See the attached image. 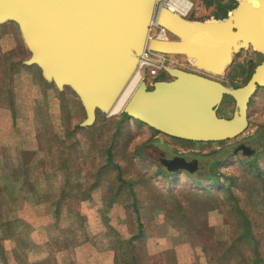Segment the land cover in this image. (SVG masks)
<instances>
[{
	"label": "rangeland",
	"instance_id": "1",
	"mask_svg": "<svg viewBox=\"0 0 264 264\" xmlns=\"http://www.w3.org/2000/svg\"><path fill=\"white\" fill-rule=\"evenodd\" d=\"M227 1L191 0L184 18L216 19V2ZM155 31L151 26L149 34ZM28 56L16 24H0V220L14 234L10 243L0 241V264H124L127 252L136 255L134 264H250L253 249L264 258V86L249 98L244 131L225 140L171 138L131 118L119 122L121 112L96 111L91 125L76 129L84 118L78 98L24 65ZM163 58L165 66L234 88L262 56L243 48L220 75L183 55ZM170 79L163 69L144 75V81ZM234 109L224 95L216 112L229 118ZM249 136L255 153L233 154ZM145 142L218 161L195 173H170L153 151L148 158L133 153ZM107 147L116 166L107 164Z\"/></svg>",
	"mask_w": 264,
	"mask_h": 264
},
{
	"label": "water",
	"instance_id": "2",
	"mask_svg": "<svg viewBox=\"0 0 264 264\" xmlns=\"http://www.w3.org/2000/svg\"><path fill=\"white\" fill-rule=\"evenodd\" d=\"M234 1L224 18L194 21L157 0H0V24H16L29 52L24 65L37 66L58 91L68 87L76 95L84 112L80 127L91 125L96 111L108 113L145 49L192 58L195 68L220 75L233 54L253 48L262 59L241 86L164 66L171 79L151 86L141 81L121 111L164 135L219 141L244 131L249 98L264 86V0L256 9L249 0ZM152 23L174 39L149 38ZM224 95L234 101L229 118L216 112ZM160 163L190 172L181 157Z\"/></svg>",
	"mask_w": 264,
	"mask_h": 264
},
{
	"label": "trees",
	"instance_id": "3",
	"mask_svg": "<svg viewBox=\"0 0 264 264\" xmlns=\"http://www.w3.org/2000/svg\"><path fill=\"white\" fill-rule=\"evenodd\" d=\"M235 1L234 0H228L227 2H225V4H219V2H216V6L218 8V13L215 15V18H224L226 16V12L227 11H230L231 9L234 8L235 6ZM219 15V16H218ZM124 118H129L124 112H121V117H120V120L119 122H122V120ZM118 122V124H119ZM140 122V121H138ZM142 123V122H140ZM144 124V123H142ZM145 125V124H144ZM147 126V125H146ZM148 128L152 129L151 127L147 126ZM75 128L77 129H80L81 127L80 126H75ZM118 129V127L116 128V130ZM116 130L114 131V133L116 132ZM153 131H156L154 129H152ZM158 132V131H156ZM160 133V132H159ZM163 146H161L160 144H156V143H142V144H139L137 146L134 147V150H133V153L140 157V158H148V153H150L151 151H153L154 153V160L157 162V164L159 165V167H161V164H160V160H159V156H161L160 153H158L159 150L163 151L162 150ZM157 151V153H156ZM106 153H107V164L108 165H113V166H116L115 163L111 162V159H110V151H109V147H107L106 149ZM218 159L216 158V156H213V157H207L205 158L202 163L206 162V167L207 169L211 167L212 164L214 163H217ZM201 163V164H202ZM56 204V203H55ZM56 206V205H55ZM57 211V209H56ZM3 226H8L7 225V222H3L0 220V232L1 235H0V241L1 240H4V239H7V237L9 236V238H12L11 235H14L13 233H10V229L7 230H4L3 229ZM141 227H142V224L141 222L137 221V228H138V233H141ZM244 228L246 227L245 225L243 226ZM5 232V234H4ZM253 239V238H252ZM255 243V241H254ZM130 246H132L130 243H129ZM2 251V248L0 247V252ZM125 256H121L123 257L122 259V262L124 264H128L129 262L131 264H134L136 262V255H133L132 253L130 252H127L126 254H124ZM17 256V255H16ZM15 256V257H16ZM120 257V258H121ZM17 260V259H16ZM114 261H118V258L116 256V260L114 258ZM248 261L250 264H257V263H261V264H264V258L262 257V255L256 250V249H253L249 255H248ZM41 261H38V262H34L32 264H40ZM119 264V262H117ZM17 264H20L18 261H17ZM21 264H23V262H21Z\"/></svg>",
	"mask_w": 264,
	"mask_h": 264
},
{
	"label": "bare ground",
	"instance_id": "4",
	"mask_svg": "<svg viewBox=\"0 0 264 264\" xmlns=\"http://www.w3.org/2000/svg\"><path fill=\"white\" fill-rule=\"evenodd\" d=\"M248 3L251 5L253 9H256L258 6V0H249ZM159 4L160 3L158 1L157 5L159 6ZM166 6L172 10H176L179 13L183 14L189 9L190 1L189 0H170ZM149 60H147L145 57L139 59V62H138L139 64H138L137 69L129 77L126 84L122 88L121 92L118 94L117 98L112 103L111 107L108 110L107 115H110V116L117 115L122 111L126 101L131 96L132 92L135 90L137 85L141 81H144V79H140L141 77H143L140 72V68L142 67V66L140 67V65L144 63H151L150 62L151 60L150 61ZM187 60L192 65V58H187Z\"/></svg>",
	"mask_w": 264,
	"mask_h": 264
},
{
	"label": "built area",
	"instance_id": "5",
	"mask_svg": "<svg viewBox=\"0 0 264 264\" xmlns=\"http://www.w3.org/2000/svg\"><path fill=\"white\" fill-rule=\"evenodd\" d=\"M158 1L160 3L159 6H164V7L168 8L166 5L170 0H157V2ZM189 1H190V7L183 14L179 13L176 10H172L170 8H168V9L171 10L172 12H175V13L185 17L187 15V13L190 11L191 7L193 6V3L191 2V0H189ZM151 26L155 27L156 31L151 35L149 34V38H156L159 40H169V34L164 28L156 25L155 23H152ZM163 55H165V54L151 52L148 49H145L143 51V54L141 55L140 58L145 57L147 60L150 59L151 61L150 60L149 61L151 63H144V64L140 65V67L142 66L140 68V72H141V75L143 76L140 79H144V75H146L148 77H154L159 70L163 69V66L165 65ZM137 67H138V65H137ZM145 82H146L147 86H151L153 83V80H149V81H145Z\"/></svg>",
	"mask_w": 264,
	"mask_h": 264
},
{
	"label": "flooded vegetation",
	"instance_id": "6",
	"mask_svg": "<svg viewBox=\"0 0 264 264\" xmlns=\"http://www.w3.org/2000/svg\"><path fill=\"white\" fill-rule=\"evenodd\" d=\"M169 137H171V136H169ZM171 138H173V137H171ZM251 139H253V136H249V138L247 137L246 139L239 141L237 144H235L231 148V152L233 154H237V153L242 154V153L245 152V153H248L245 157H250L251 155H253L255 153V147H252L249 144V141ZM167 147H170V146H167ZM162 150H163L164 155L159 156V160H161V159L170 160L173 157H176L177 156V157L183 158L186 162L189 163V165L187 166V168L190 169V172L187 169H185V168H178V167H176V168L174 167L175 168L174 171H168L167 170V167L165 165H163V164L160 163L161 164V167L164 168L166 171H168L170 173L171 172L176 173L178 171H186V172H189V173H195V172L199 171L201 167H203L201 165V163H202V161L204 160L205 157L202 158V155L201 154H187V153H185V154H179V153H176L174 150H171V149L169 151L165 147H163ZM211 157H213V156H211Z\"/></svg>",
	"mask_w": 264,
	"mask_h": 264
},
{
	"label": "crops",
	"instance_id": "7",
	"mask_svg": "<svg viewBox=\"0 0 264 264\" xmlns=\"http://www.w3.org/2000/svg\"><path fill=\"white\" fill-rule=\"evenodd\" d=\"M229 11H227L226 12V14L228 13ZM219 16V15H218ZM216 19H222V17H220V18H216ZM6 242H9L10 243V241H9V238H7L6 239ZM5 249V248H4ZM12 246H10V248L7 250V249H5V251H6V253H8V254H10L11 255V253H12ZM6 262H7V264H8V260H6Z\"/></svg>",
	"mask_w": 264,
	"mask_h": 264
}]
</instances>
